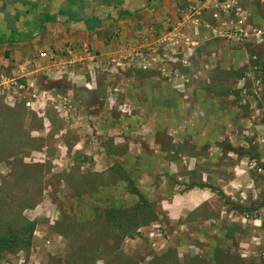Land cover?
<instances>
[{"label": "rangeland", "instance_id": "1", "mask_svg": "<svg viewBox=\"0 0 264 264\" xmlns=\"http://www.w3.org/2000/svg\"><path fill=\"white\" fill-rule=\"evenodd\" d=\"M192 27L151 59L11 77L37 99L0 94V238L32 234L0 264H264V119L197 72Z\"/></svg>", "mask_w": 264, "mask_h": 264}, {"label": "crops", "instance_id": "2", "mask_svg": "<svg viewBox=\"0 0 264 264\" xmlns=\"http://www.w3.org/2000/svg\"><path fill=\"white\" fill-rule=\"evenodd\" d=\"M199 3V0H0V75L24 77L27 83L34 84V80L49 77L61 66H77L81 61L91 67L95 61L113 60L121 64L126 62L128 53H132L133 61H139L144 50L151 59L157 45L182 46L189 41L190 26L182 14ZM242 4L248 6L245 0ZM249 7L254 23L264 27V0H255ZM202 26L200 36L191 43L195 47L188 49L199 64L197 72L211 77L214 84L226 86V93L244 98L253 110L248 118L264 119V37L262 42L239 43L209 37V30ZM261 156L264 161V152Z\"/></svg>", "mask_w": 264, "mask_h": 264}, {"label": "built area", "instance_id": "3", "mask_svg": "<svg viewBox=\"0 0 264 264\" xmlns=\"http://www.w3.org/2000/svg\"><path fill=\"white\" fill-rule=\"evenodd\" d=\"M199 0L197 6H190L183 12L182 17L187 20L192 31L199 35L200 27L209 30L213 38H225L235 42H245L249 40L260 41L264 37V27L254 23V15L250 11V3L255 0ZM261 40V42H262ZM19 78V77H18ZM0 94L11 105H21L32 110L37 95L35 91H28L26 86L18 82L17 79L0 75ZM252 169L257 168L254 162L250 163ZM264 259V247L262 249ZM23 261V260H22Z\"/></svg>", "mask_w": 264, "mask_h": 264}, {"label": "trees", "instance_id": "4", "mask_svg": "<svg viewBox=\"0 0 264 264\" xmlns=\"http://www.w3.org/2000/svg\"><path fill=\"white\" fill-rule=\"evenodd\" d=\"M32 229L29 230L28 236H24L20 233L18 236L2 237L0 238V250H7L12 248V246H17L20 243L29 246L31 243V233ZM1 259V258H0Z\"/></svg>", "mask_w": 264, "mask_h": 264}]
</instances>
